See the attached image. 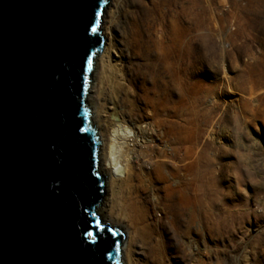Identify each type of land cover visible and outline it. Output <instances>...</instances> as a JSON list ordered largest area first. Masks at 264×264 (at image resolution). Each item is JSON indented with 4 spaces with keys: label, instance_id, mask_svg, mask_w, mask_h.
<instances>
[{
    "label": "rangeland",
    "instance_id": "obj_1",
    "mask_svg": "<svg viewBox=\"0 0 264 264\" xmlns=\"http://www.w3.org/2000/svg\"><path fill=\"white\" fill-rule=\"evenodd\" d=\"M111 12L118 25L90 87L105 66L99 104L110 112L120 75L127 124L144 134L135 178L160 194L154 216L166 223L184 202L178 232L163 228L164 263L264 264V0H109L102 34ZM114 216L103 220L122 229Z\"/></svg>",
    "mask_w": 264,
    "mask_h": 264
},
{
    "label": "water",
    "instance_id": "obj_2",
    "mask_svg": "<svg viewBox=\"0 0 264 264\" xmlns=\"http://www.w3.org/2000/svg\"><path fill=\"white\" fill-rule=\"evenodd\" d=\"M108 2L0 0V264H124L87 102Z\"/></svg>",
    "mask_w": 264,
    "mask_h": 264
},
{
    "label": "bare ground",
    "instance_id": "obj_3",
    "mask_svg": "<svg viewBox=\"0 0 264 264\" xmlns=\"http://www.w3.org/2000/svg\"><path fill=\"white\" fill-rule=\"evenodd\" d=\"M114 16L115 12H111L110 25L106 27L102 34L105 44L108 37H111L113 27L118 25V19L115 20ZM113 52L110 41L106 45L103 55H101L102 60L111 58ZM106 71L107 68L104 66L100 75H96L98 86L90 87L93 88L96 97L90 95L87 99L93 113L91 122L96 127L100 142L104 144L102 154L100 147L99 170L106 181V189H109V191L106 190L100 210L102 219L115 215L114 222L118 225L116 227L122 228L126 233V245L123 254L124 264H165L164 251L160 244L165 231L163 228H166L169 233H177L179 225L184 222L188 212L184 208V202L179 201L174 207L173 213L171 212L173 218L168 222L164 223L162 219L154 216L155 211L161 212L162 210L160 194L157 190H152L143 178L142 181H139V184L135 178L133 160L136 158V154H140L142 159L146 158L144 151L139 150V152L137 150L138 143L143 141L144 134L141 131L140 137L127 124L126 114L121 108L122 86L120 85L121 78L118 73L112 74L111 78L110 112L102 111L99 104V100L105 94L103 82ZM102 118L104 120H101ZM106 125L109 126V131L105 138L102 130L103 126ZM150 194L156 198L154 203L143 199L144 195L149 196ZM177 196L179 199L181 198L178 194ZM109 200L111 204L110 212H108L105 205V202ZM137 247L141 250L142 258H135Z\"/></svg>",
    "mask_w": 264,
    "mask_h": 264
},
{
    "label": "snow or ice",
    "instance_id": "obj_4",
    "mask_svg": "<svg viewBox=\"0 0 264 264\" xmlns=\"http://www.w3.org/2000/svg\"><path fill=\"white\" fill-rule=\"evenodd\" d=\"M92 31H93V32H95V31H96V29H95V28H93V29H92ZM89 235H92V233H89Z\"/></svg>",
    "mask_w": 264,
    "mask_h": 264
}]
</instances>
